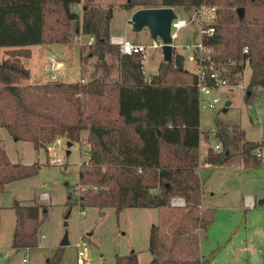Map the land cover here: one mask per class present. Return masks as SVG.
<instances>
[{"label": "trees", "instance_id": "16d2710c", "mask_svg": "<svg viewBox=\"0 0 264 264\" xmlns=\"http://www.w3.org/2000/svg\"><path fill=\"white\" fill-rule=\"evenodd\" d=\"M121 5L126 10L215 6L214 32L202 36L211 59L229 76L249 66L247 104L264 90V0H126ZM73 6H80V13L72 11ZM238 8H243L242 15ZM112 12L111 5L95 0H0V52L6 53L0 56V127L45 152L57 138L73 144L87 133L88 158L78 168L82 210L162 208L172 197H181L184 210L168 243L158 226L151 227L148 250L153 258L145 264H186L189 261L174 257L184 229L198 226L205 232L214 218V210L203 207L198 174L200 134L206 132L199 130L196 75L173 49L172 60L162 58L157 72L146 79L141 53L122 54L109 43ZM72 22L75 32L94 37L91 45L82 46L84 61L95 58L90 78L20 84L30 75L20 60L30 55L25 47L68 43ZM213 136L221 149L208 147L202 164L261 165V143L247 140L238 125L215 119ZM39 168L38 162L12 163L0 142V192L8 183L35 176ZM66 203L70 205L69 197ZM13 209V247H36L46 205L16 202ZM61 254L59 247L46 264H60ZM115 262L140 264L133 252L116 255Z\"/></svg>", "mask_w": 264, "mask_h": 264}, {"label": "rangeland", "instance_id": "374dc122", "mask_svg": "<svg viewBox=\"0 0 264 264\" xmlns=\"http://www.w3.org/2000/svg\"><path fill=\"white\" fill-rule=\"evenodd\" d=\"M112 6L109 32L112 36L143 44V71L154 74L163 58L159 43L148 28L135 30L130 18L133 13L122 7L126 0H95ZM72 11H80L77 6ZM177 18L189 23L180 30H171L172 43L180 52L188 49L182 45L200 42V24L192 7L175 8ZM68 43H58L42 52L41 58L32 70L30 81H47V55L52 54L62 63L60 73L68 74V81H78L80 77L89 79L95 58L84 61L86 49L76 39L75 23L69 29ZM23 52V51H22ZM1 57H6L1 50ZM183 66L193 71L195 67L186 61ZM250 68L243 72L244 89L230 93V106H225L227 97L221 93V103L213 110L200 112V124L204 132L199 154L198 170L203 207L214 210L212 223L204 230L189 226L178 239L175 259L189 261L186 264H264V90L259 89L256 99L249 104L244 101ZM61 77V76H60ZM62 79V77L60 78ZM25 84V80H20ZM234 92V91H233ZM215 119L225 123L241 125L248 140L261 143V165L245 168L238 161L228 165L216 166L202 164V157L208 147H213L215 139ZM242 129V128H241ZM0 137L6 154L12 163L33 164L40 168L35 176L23 178L8 184L0 192V264H46V258L53 256L60 247V264H77L75 243L81 238L88 244V264H116V255L138 253L140 264L148 263L153 255L148 251L151 226L160 228L165 242L168 243L184 206L162 208H124L119 213L112 207H86L78 204L80 186L78 168L87 161L85 132L79 142L67 144L66 138H57L49 144V152L35 150L32 143L14 139L6 129L0 128ZM69 151V152H68ZM55 158L60 164H55ZM79 186V187H78ZM42 193L48 196L41 197ZM70 205H67V200ZM253 201V206L247 205ZM46 205L47 214L39 228L38 245L32 248H15L12 245L15 225L13 204ZM170 223L167 224V220ZM174 235V234H173ZM67 243L61 246L65 240ZM162 257L165 253H162ZM25 259V260H24ZM183 264V263H177Z\"/></svg>", "mask_w": 264, "mask_h": 264}, {"label": "built area", "instance_id": "2783aa9c", "mask_svg": "<svg viewBox=\"0 0 264 264\" xmlns=\"http://www.w3.org/2000/svg\"><path fill=\"white\" fill-rule=\"evenodd\" d=\"M195 16L198 17L200 24V42L194 45L186 44L182 45L180 48L188 49L187 52H180L176 49V45H173V49L177 53L183 56L184 61L192 63L195 70L192 71L196 75V89L198 93V109L199 112L203 110H213L217 108L221 103V93L226 90L232 89H244L243 83V71H237L234 75L229 76L226 74L224 68H218L210 57V48L206 47L202 42L203 35H211L215 29L216 21V7L199 5L194 9ZM189 22L184 18H174L171 22V30H180L186 27ZM76 39L79 45L89 46L94 42V37L92 35H86L78 30L76 32ZM109 43L111 45L118 46L120 53L122 54H133V53H143L145 46L143 44L134 43L125 37L119 36H109ZM161 46L162 44L159 43ZM247 49H244L246 52ZM47 80L59 81L60 78H67V75L61 74L60 70L62 68V63L54 55H47ZM61 76V77H60ZM79 81H83L80 77ZM87 144V143H86ZM221 144L215 143L213 150H220ZM88 156V144L84 151ZM257 155H261L257 150ZM55 164H60V160L55 158ZM170 204L173 206H184V200L181 197H172ZM247 205L252 207L253 201L247 200ZM83 210L81 213L83 214ZM77 248V264H88V244L84 239H79L75 243ZM25 260V259H24Z\"/></svg>", "mask_w": 264, "mask_h": 264}, {"label": "water", "instance_id": "95a60500", "mask_svg": "<svg viewBox=\"0 0 264 264\" xmlns=\"http://www.w3.org/2000/svg\"><path fill=\"white\" fill-rule=\"evenodd\" d=\"M239 15L243 14V8H238ZM176 18L175 11L172 7H146L136 9L130 21L135 30H141L143 27H147L151 36L156 39L159 37L162 41L161 49L163 59L166 61L172 60V37H171V22ZM229 103H226L228 105ZM70 146L72 143L67 142ZM69 152V151H68ZM66 238L61 244H66Z\"/></svg>", "mask_w": 264, "mask_h": 264}, {"label": "crops", "instance_id": "0c3cea01", "mask_svg": "<svg viewBox=\"0 0 264 264\" xmlns=\"http://www.w3.org/2000/svg\"><path fill=\"white\" fill-rule=\"evenodd\" d=\"M101 4V3H100ZM101 5H103V6H105L106 4H101ZM78 8H79V10H80V6H77ZM139 7H135L134 9H132V10H129L130 11V13H133L136 9H138ZM175 8H177V7H173V9L175 10ZM195 9V8H194ZM74 12H77V13H80V11H74ZM110 22H111V19H110ZM110 22H109V28H110ZM54 44H58V43H48V44H37V45H30V46H26L25 48H27V49H29V51H30V55L28 56V57H21L20 58V60H21V63L24 65V67H26L28 70H29V72H30V75H29V78L28 79H26L25 80V84H31L32 82L30 81V77H31V74H32V70L34 69V68H36L35 67V64H37L38 63V60L41 58V55H42V52L43 51H45V49H50V46H52V45H54ZM143 62V61H142ZM184 63H185V61H184ZM246 66H248L247 64H245V67H244V69L246 68ZM249 67V66H248ZM158 68V67H157ZM244 69H243V72H244ZM142 70H143V63H142ZM194 71V70H193ZM157 72V71H156ZM155 72V73H156ZM143 73H144V75L146 76V79H149V77L151 76V75H153V74H145V72L143 71ZM154 73V74H155ZM61 74H63V73H61ZM64 75H67V78H68V74H66V73H64ZM67 78H63V79H61V81H63V80H65V81H68L67 80ZM40 82H43L42 80L40 81ZM39 82V83H40ZM24 84V83H23ZM234 91V92H233ZM236 91H238V89H232V90H226L225 92H224V94L226 95V97H227V101L225 102V106H230L231 104H232V100H229L228 99V96H229V94L230 93H232V94H235V92ZM236 95V94H235ZM226 103H229L228 105H226ZM239 127L240 128H242L243 129V127L241 126V125H239ZM1 128V127H0ZM199 130H200V133L202 132V129H201V124L199 125ZM244 130V129H243ZM87 136V133H85V137ZM246 137V136H245ZM247 139V138H246ZM201 140H202V134H200V143H199V149H200V146H201ZM248 140V139H247ZM0 142H2V138L0 137ZM260 151V150H259ZM48 152H49V150H48ZM47 152V153H48ZM200 158H201V152H200ZM205 165H209V164H205ZM201 166V165H200ZM200 168V167H199ZM8 184H10V183H8ZM7 184V185H8ZM6 185V186H7ZM5 186V187H6ZM48 195L46 194V193H42L41 194V197H43V199H45L44 197H47ZM202 197H203V194H202ZM202 202H203V200H202ZM134 208H138V207H134ZM140 208V207H139ZM170 220H172V219H168L167 220V224L168 223H170ZM15 226V225H14ZM153 226H155V225H153ZM153 226H151V227H153ZM151 229V228H150ZM206 231H207V228H206V230H205V233H206ZM150 233V232H149ZM28 249V248H27ZM149 251V250H148ZM135 253L136 255H137V257H138V253L135 251V250H131L130 251V253ZM151 254V253H150Z\"/></svg>", "mask_w": 264, "mask_h": 264}]
</instances>
